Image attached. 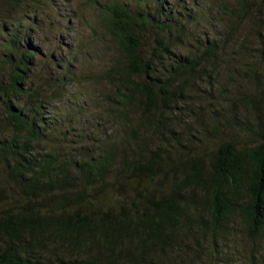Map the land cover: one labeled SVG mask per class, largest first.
<instances>
[{
    "label": "trees",
    "instance_id": "16d2710c",
    "mask_svg": "<svg viewBox=\"0 0 264 264\" xmlns=\"http://www.w3.org/2000/svg\"><path fill=\"white\" fill-rule=\"evenodd\" d=\"M19 1L25 0H12L10 5ZM28 2L33 12L16 16L7 30L0 29V107L10 131L7 135L0 131V264H115L117 256L124 260L133 255L127 243L135 237L141 252L164 248L178 233V223L186 219L185 227L190 229L191 222L204 215L215 237L237 214L247 238L256 241L264 231V132L248 149L233 140L220 144L210 169L204 158L190 154L174 165L173 150L162 145L171 139L181 143L184 137L169 121L170 111L190 96L184 93L183 81L206 70L204 64L220 54L221 38L217 36L198 41L195 50L184 55L174 52L176 37L196 23L199 4L87 0L107 15L106 32L117 52V69L111 73L116 95L107 100L106 107L117 121H129L123 124L142 146L133 152L129 149L133 141L125 142L123 137L95 151L75 143L77 155L73 156L65 146L54 145L66 137L69 124H74L69 112L84 108L70 102L63 92L73 79L71 52L67 50L66 59L50 56L43 61L30 42L35 30H43L37 16H50L53 21L46 22V28L67 34L72 31L67 26L72 15L64 0ZM248 2L243 0L240 11L249 10ZM56 18L64 23H56ZM149 30L155 33L154 44L143 54L142 39ZM43 64L58 73L55 77L49 73L42 85L35 82L34 69ZM256 78L260 97L246 95L248 109L264 97V82ZM49 97L54 101L51 108L46 101ZM224 110H218L222 117H226ZM218 116L208 124L211 131L217 130ZM153 129L160 131V137L150 154L143 146L144 140L154 138ZM124 142L128 152L122 147ZM162 178H173L167 193L158 186L166 182L156 184ZM124 185L138 194L131 201L136 218L126 213L120 200ZM241 186L245 196L239 202L235 196ZM97 187L112 192L120 208L88 203L86 191ZM52 242L55 246H50ZM212 245L216 246L214 240ZM247 261L260 264L253 252ZM218 264H228V259Z\"/></svg>",
    "mask_w": 264,
    "mask_h": 264
},
{
    "label": "rangeland",
    "instance_id": "374dc122",
    "mask_svg": "<svg viewBox=\"0 0 264 264\" xmlns=\"http://www.w3.org/2000/svg\"><path fill=\"white\" fill-rule=\"evenodd\" d=\"M11 1L0 0V29L3 27L7 30L9 23L16 16L33 12L28 0L10 5ZM64 1L72 15L67 22L72 31L65 34L60 33V30L47 29L46 22L53 21V18L46 16L40 19L37 16L36 19L42 21L43 30H35L33 39H30L33 46L38 48V58L43 61L50 56L66 59L69 56L67 50L71 52L72 62L69 70L73 79L63 87V92L69 95L66 98L70 102L84 105V108L79 106L76 113L69 112L74 124H69L71 126L68 127L67 138L61 136L54 145H63L70 151L68 154L76 156L75 143L95 151L110 141L123 137L125 142L133 141L130 142L129 149L137 151L138 147L142 146L141 140L131 138L130 129L123 124H128L129 121H117L111 115V108L106 107L107 100H112L116 95L113 85L115 75L111 73L117 69V52L114 42L106 32L107 15L99 6L94 7L87 0ZM248 1L249 10L245 13L240 11L243 0H170L187 7L189 4V7H193L194 3L199 4V11L195 14H198L196 23L190 24L188 30L184 34L180 33L174 41L175 53L184 55L188 50L193 51L197 42L205 38H221L220 54L213 62L204 64L206 70L193 73L192 77L183 81L184 93L190 96H186L183 103L177 106L178 109L170 111L169 121L172 128L177 126L184 136L181 143L173 139L162 143L173 150L174 165L180 162L184 155L190 154L204 158L207 168L210 169L214 153L220 144L233 140L240 148L248 149L258 143L260 135L264 132V97L252 109H248L244 102L246 95L251 98L253 95L260 97L254 85L256 77L260 76V80L264 82V0ZM225 8L233 14L227 13ZM54 21L60 25L64 23V19L60 18ZM0 38L3 39V36L0 35ZM154 38L155 33L152 30L145 32L142 39L143 54L152 49ZM49 73L55 77L58 72L53 66H37L34 69L35 82L43 85ZM46 101L50 108L53 107L54 101L50 97L46 98ZM56 102L61 104L58 99ZM212 107L225 109L223 115L226 117L220 116L221 112L218 110L214 111L215 114ZM216 115H219V122L214 132L208 124ZM130 117L134 120L133 116ZM6 124L5 111L0 107V131L3 135L10 132ZM205 130L210 134L205 136ZM159 132L156 129L151 131L155 136L144 140L146 144L143 151L151 154L158 147ZM140 135L142 138L144 133L140 131ZM125 142L122 147L128 152ZM177 176L182 177L178 174ZM163 179L156 184L166 182L165 185L158 186H161V191L167 193L170 190L169 181L173 178ZM124 186L120 200L128 209L126 213L136 218L131 201L138 198V194L129 186ZM86 193L89 195L88 203L93 201L96 206H116L117 209L121 206L120 203L117 204L112 192H103L97 187L87 190ZM237 193L235 197L241 202L245 196V188L241 186ZM158 196L157 194L156 197ZM203 217L204 219L192 221L191 225L189 224L190 229L185 227L188 226L184 224L186 219L182 224L178 223V233L164 248L141 252L139 240L135 237L127 243L129 248L134 249L133 255L126 258L123 256L124 260L119 255L115 264H218L227 259L228 264H248L247 257L251 252L257 256L260 264H264V231L256 241L251 242L246 236L240 217L234 214L214 237L208 216ZM213 240L216 246L212 245ZM51 244L50 246H55L56 243Z\"/></svg>",
    "mask_w": 264,
    "mask_h": 264
}]
</instances>
